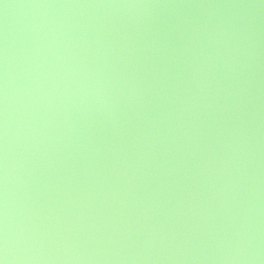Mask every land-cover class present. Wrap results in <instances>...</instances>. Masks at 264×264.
I'll return each mask as SVG.
<instances>
[{"label": "water", "instance_id": "95a60500", "mask_svg": "<svg viewBox=\"0 0 264 264\" xmlns=\"http://www.w3.org/2000/svg\"><path fill=\"white\" fill-rule=\"evenodd\" d=\"M0 264H264V0H0Z\"/></svg>", "mask_w": 264, "mask_h": 264}]
</instances>
